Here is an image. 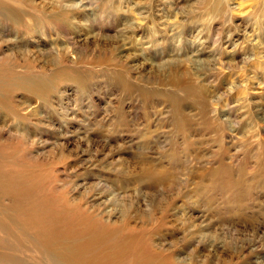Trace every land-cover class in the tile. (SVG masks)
Listing matches in <instances>:
<instances>
[{"label": "rangeland", "instance_id": "374dc122", "mask_svg": "<svg viewBox=\"0 0 264 264\" xmlns=\"http://www.w3.org/2000/svg\"><path fill=\"white\" fill-rule=\"evenodd\" d=\"M24 4L31 33L3 19L0 67L53 87L12 90L26 120L0 111V264H67L39 228L76 202L128 219L149 264H264V0ZM174 201L206 240L172 230Z\"/></svg>", "mask_w": 264, "mask_h": 264}, {"label": "bare ground", "instance_id": "6f19581e", "mask_svg": "<svg viewBox=\"0 0 264 264\" xmlns=\"http://www.w3.org/2000/svg\"><path fill=\"white\" fill-rule=\"evenodd\" d=\"M25 1L29 2V0H0V23H2L3 19L10 22L15 31L21 36L20 39L24 40L26 39L25 37H28V34L31 33L29 31H25L24 28H21V23H23L24 19H26V17L29 15V11L28 9H26L24 4ZM29 7L34 8V10H38L37 7L34 6V2L32 4L29 3ZM3 31L4 29H2L0 26V42L4 39V35L6 34L5 33L3 35ZM7 35L8 34H6L5 36ZM15 67L17 66L12 63H10V65L7 67H0V111L5 113L10 121H23L26 120L27 116L29 117L30 115L24 112V109L27 108H21L19 105H16L15 101L12 99V90L16 91L18 89H21L24 91V93L35 92L37 90L38 93H36V96L46 99L47 97H49L48 92L50 88L53 87V80L48 81L42 76L33 77V75L27 76L25 74H19L16 71ZM82 80L84 79H81V77L78 76V81H75L78 82L79 85L81 83L82 86H84ZM184 83L185 82H183L182 84ZM187 84L188 83H185L184 89H186L187 91L191 90L194 93H198L199 95H201L204 101L207 100H205L204 98L205 95L202 90L204 89L203 87L200 89L199 85L195 84V87L197 89H192V87H194V83L191 84L192 87L190 85L188 86ZM149 167L153 168L149 170L150 173L154 172L155 168H157L160 172L151 176L150 180L157 179L159 175L165 172V169L163 168L164 166L156 164L150 165ZM144 175L145 174L141 175L140 178H144ZM139 181L141 182L142 180ZM169 204L170 207L169 209H167L168 212L170 214L172 212V216H175L178 219L179 223L184 225L182 227L180 226L172 229L174 232L175 229L183 230L184 237H182L185 238V236H187L186 238H190V240L198 234L202 236V239H207V233L205 234L204 231L209 228V225L205 227L203 225L205 221H203V224H197L195 223V220L191 222L187 217V211L183 208L182 205H178V203L175 201ZM79 205L80 204L76 202L74 211L68 209L66 211H62L63 213L45 212L43 214L45 218L42 221L43 227L39 228L41 234L49 241V244L53 246L54 250H60L62 252L61 255L68 261H64L62 258L64 262H66L67 264H113L119 262H125L126 264H149L157 259L148 254V251L147 249H145V247L142 248L139 245V237L131 235L132 233L127 231V229L129 228L135 231L134 227L131 225L128 219H121L120 222L112 221L111 223H107L103 219L105 217L109 218L111 215L109 214L105 216L99 205L95 204L91 207V209L99 212L98 215L92 214L91 211L86 208V206L84 207V209L82 205ZM87 209L89 213L86 212ZM48 210L50 209L48 208ZM78 211H80L79 214L74 215V213ZM189 214L192 217V214L190 212ZM108 220L109 219H106V221ZM174 224H171L172 227L174 226ZM124 231H126V233H124ZM147 232L149 235V233L153 232V230L147 229ZM161 248L164 247L162 246L160 247V249ZM166 249L170 254L176 253V246L174 247L171 243ZM176 254L178 255V253ZM178 256V259L180 261L186 262L188 264H200L204 260L203 259L200 261L197 260V258L193 259V257H190L189 255ZM156 264L166 263L160 260ZM170 264L176 263L171 262Z\"/></svg>", "mask_w": 264, "mask_h": 264}]
</instances>
